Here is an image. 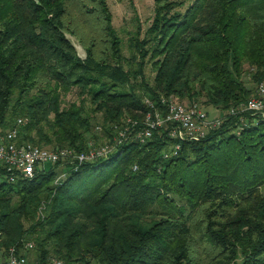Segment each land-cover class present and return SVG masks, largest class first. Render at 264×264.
Instances as JSON below:
<instances>
[{"label":"trees","instance_id":"1","mask_svg":"<svg viewBox=\"0 0 264 264\" xmlns=\"http://www.w3.org/2000/svg\"><path fill=\"white\" fill-rule=\"evenodd\" d=\"M123 48L107 0H0V138L85 152L127 129L77 167L11 181L0 164V248L39 264H264V110L226 115L255 95L245 74L264 81V0H153ZM169 100L225 115L198 141L171 125L137 141Z\"/></svg>","mask_w":264,"mask_h":264},{"label":"built area","instance_id":"2","mask_svg":"<svg viewBox=\"0 0 264 264\" xmlns=\"http://www.w3.org/2000/svg\"><path fill=\"white\" fill-rule=\"evenodd\" d=\"M256 95L245 104L229 109L226 115H237L243 112L261 113L264 110V81L259 83L255 91ZM153 108V104L146 101ZM165 111L160 112L153 108V113L147 112L144 116L141 130L135 134V139L144 142L150 138L153 131L162 126L171 125L170 136L179 141H198L205 137L209 131L216 129L222 123L225 113L216 117H210L206 112L197 106H187L177 100L162 101ZM130 123V120H128ZM25 121L19 119L17 125L20 126ZM132 124H136L135 121ZM127 130V129H126ZM126 130H119L114 141L115 144H105L100 146H90L85 152H76L69 148L49 149L32 146L29 144L17 143V130L13 129L0 138V164L6 169L11 181L15 177L24 179L32 178L35 171L43 170L47 166L60 163V166L77 165L93 161L97 158L106 157L116 145L122 143L126 138ZM177 144L173 147V153L179 149ZM33 242H26L20 248L23 252L33 249ZM16 247L9 249L0 248V264H39L31 261L28 257L19 255ZM42 264H62L55 257H49Z\"/></svg>","mask_w":264,"mask_h":264},{"label":"rangeland","instance_id":"3","mask_svg":"<svg viewBox=\"0 0 264 264\" xmlns=\"http://www.w3.org/2000/svg\"><path fill=\"white\" fill-rule=\"evenodd\" d=\"M109 9L112 14V24L117 32V34L120 36L122 42L124 43V54L128 56L129 50H128V41L132 36H135L137 29L140 27L142 29V32L145 31L148 24L151 21V18L153 16V0H107ZM71 42L76 48V51L78 55L81 58L85 57L84 50L79 45L77 40L74 37H69ZM247 67L245 66V70ZM146 75L149 78L152 79V72L149 69V67L146 69ZM243 80L246 82V85L250 88H254L258 86L257 84L249 83V77L247 74L244 75ZM256 95V93H255ZM254 95V96H255ZM72 102H78L77 94L75 91H72L70 93H67L66 95L62 96V108H66L69 106ZM185 105H188L187 102H181ZM199 109L206 112L207 115L210 117H216L220 114L223 115V112L216 110L212 107H206L202 105V103L198 104ZM128 118V117H126ZM125 118V119H126ZM102 115L96 114L94 121H92V127H93V133H96L97 135L101 132V123H102ZM137 121V120H136ZM141 122V120H139ZM103 145V144H98ZM52 149L51 147H44ZM49 166H47L48 168Z\"/></svg>","mask_w":264,"mask_h":264}]
</instances>
